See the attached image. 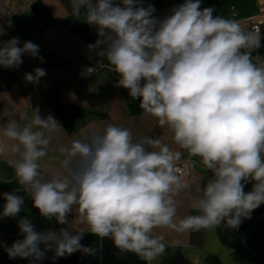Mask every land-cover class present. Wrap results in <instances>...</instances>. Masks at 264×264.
<instances>
[{
    "label": "clouds",
    "instance_id": "clouds-1",
    "mask_svg": "<svg viewBox=\"0 0 264 264\" xmlns=\"http://www.w3.org/2000/svg\"><path fill=\"white\" fill-rule=\"evenodd\" d=\"M200 6L201 0H184L159 19L154 6L145 7L142 0H72L73 15L79 18L83 11L84 20L96 28L100 39L89 48H102V57L119 75L116 86L127 89L177 145L212 173L197 189V214L177 222L175 197L188 187L175 172L180 153L159 139L134 140L119 125L108 124L61 147L62 171L46 176L40 163L50 146L46 132L62 127L53 116L42 118L32 109L31 117L22 112L19 120L0 125V154L6 148L15 154V176L41 217L70 223L75 234L65 228L37 232L31 220L21 218L23 239L5 247L10 259L38 261L49 250L56 257L77 251L92 255L95 250L80 243L89 232L152 264L166 249L156 228L200 231L224 224L237 229L264 204V62L258 65L252 58L261 47V33L246 32L237 21ZM19 45L18 37L0 41V67L18 68L24 54L43 61L39 45ZM24 75L38 83L46 72L36 68ZM249 182L252 190L245 193ZM16 193L2 194L0 216L15 218L21 212L24 196ZM71 212L75 217L69 222Z\"/></svg>",
    "mask_w": 264,
    "mask_h": 264
},
{
    "label": "crops",
    "instance_id": "crops-1",
    "mask_svg": "<svg viewBox=\"0 0 264 264\" xmlns=\"http://www.w3.org/2000/svg\"><path fill=\"white\" fill-rule=\"evenodd\" d=\"M119 3V0H114ZM184 0H142L143 6L151 4L154 16L163 19L174 7ZM201 10L212 7L213 15L233 19L242 30L252 31L251 23L258 22L261 33V47L252 51L253 62H264V0H201ZM83 11L78 18L73 15L72 0H0V41L18 37L19 46L26 41L39 45V58L22 55L23 63L15 69L0 67V125L10 119L20 118L33 110L46 118L51 115L62 128L46 132L50 136L48 155L41 160L46 176L61 172L59 149L70 146L75 140H82L92 132H102L108 124L129 129L134 140L142 137L159 139L173 152L180 153L175 164L183 165V171L176 173L188 187L175 197L177 222L187 215H196L193 203L197 189L206 185L212 173L207 171L199 157H190L177 145L167 127H161L156 118L146 114L139 106V100H132L128 90L118 87L119 75L102 57L100 47L89 48L100 39L94 26L85 20ZM96 66L95 72L87 78H78L77 69L81 63ZM36 68L45 70L46 75L38 83L25 80V73H34ZM33 109V110H32ZM22 124L25 121H20ZM0 143L4 138L0 137ZM153 150V149H149ZM15 154L10 148L0 154V213L3 212V193L17 192L24 196V205L17 217L0 216V264H147L134 253L121 252L110 238H100L84 232L80 243L95 250L92 255L77 251L64 257H56L54 250L45 252L38 261L30 258L10 259L5 247L23 239L18 228L21 218L31 220L37 232L68 229L69 224H59L55 218L41 217L39 210L19 184L12 161ZM253 182L245 184L244 192H250ZM75 212L69 213L71 222ZM85 231L86 226H78ZM156 236L166 244L165 254L152 264H264V204L251 213L250 219H242L237 229L221 224L214 230L177 231L171 227H158ZM44 250V245L39 246Z\"/></svg>",
    "mask_w": 264,
    "mask_h": 264
},
{
    "label": "built area",
    "instance_id": "built-area-1",
    "mask_svg": "<svg viewBox=\"0 0 264 264\" xmlns=\"http://www.w3.org/2000/svg\"><path fill=\"white\" fill-rule=\"evenodd\" d=\"M249 28L252 30V31H258L260 29V25L258 22H255V23H251L249 25ZM89 68H92V69H95L96 70V66L93 65L92 63H89V62H84V63H81L77 69V72H76V76L78 78H87L89 77L90 75H92L95 71L89 73L88 69ZM183 171V165L182 164H179V163H176L175 164V172L176 173H181Z\"/></svg>",
    "mask_w": 264,
    "mask_h": 264
}]
</instances>
